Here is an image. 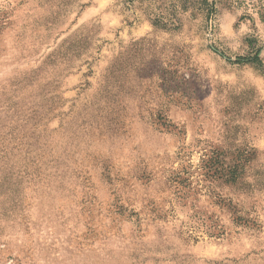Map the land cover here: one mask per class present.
Instances as JSON below:
<instances>
[{
	"label": "rangeland",
	"instance_id": "1",
	"mask_svg": "<svg viewBox=\"0 0 264 264\" xmlns=\"http://www.w3.org/2000/svg\"><path fill=\"white\" fill-rule=\"evenodd\" d=\"M0 264H264V0H0Z\"/></svg>",
	"mask_w": 264,
	"mask_h": 264
},
{
	"label": "trees",
	"instance_id": "2",
	"mask_svg": "<svg viewBox=\"0 0 264 264\" xmlns=\"http://www.w3.org/2000/svg\"><path fill=\"white\" fill-rule=\"evenodd\" d=\"M250 62H251L252 64H257V65L260 64V60H259V58H258L257 55H256L255 57H253L252 59H250Z\"/></svg>",
	"mask_w": 264,
	"mask_h": 264
}]
</instances>
